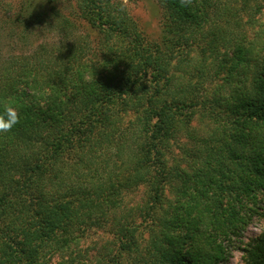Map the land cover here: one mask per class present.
<instances>
[{
	"label": "trees",
	"instance_id": "trees-1",
	"mask_svg": "<svg viewBox=\"0 0 264 264\" xmlns=\"http://www.w3.org/2000/svg\"><path fill=\"white\" fill-rule=\"evenodd\" d=\"M156 1L153 38L120 0H0V264H84L94 228L112 264H225L264 208V0Z\"/></svg>",
	"mask_w": 264,
	"mask_h": 264
},
{
	"label": "rangeland",
	"instance_id": "rangeland-1",
	"mask_svg": "<svg viewBox=\"0 0 264 264\" xmlns=\"http://www.w3.org/2000/svg\"><path fill=\"white\" fill-rule=\"evenodd\" d=\"M124 3L131 15L137 20L142 29L150 36L157 37L160 31V7L156 0H120ZM253 31L264 33V7L257 15L256 22L253 24ZM252 32V31H251ZM195 125H201L200 121H195ZM168 162L180 161L182 159L181 153L176 146L171 147L168 153ZM185 166L184 162H181ZM165 193L171 198L170 192ZM142 200V189L138 188L126 196L127 207H131ZM264 201V196H263ZM139 221V217L136 218ZM264 231V208L262 207L259 214H256L250 224L242 233L239 246L232 250L231 256L225 264H243L242 260V247L245 243L249 242L257 235ZM135 234L138 238L143 237L146 239L149 235V231L143 225L137 227ZM114 240V233L107 231L105 228H94L88 232V234L80 239L79 247L86 253L87 259L82 260L84 264H112L108 261L109 253L115 252V246L111 244ZM238 245V242H237ZM57 261V258L54 261Z\"/></svg>",
	"mask_w": 264,
	"mask_h": 264
},
{
	"label": "clouds",
	"instance_id": "clouds-1",
	"mask_svg": "<svg viewBox=\"0 0 264 264\" xmlns=\"http://www.w3.org/2000/svg\"><path fill=\"white\" fill-rule=\"evenodd\" d=\"M181 7H189L193 0H178ZM20 121V114L15 105L5 103L0 111V133L10 132Z\"/></svg>",
	"mask_w": 264,
	"mask_h": 264
}]
</instances>
